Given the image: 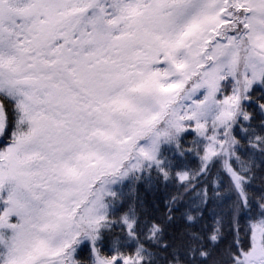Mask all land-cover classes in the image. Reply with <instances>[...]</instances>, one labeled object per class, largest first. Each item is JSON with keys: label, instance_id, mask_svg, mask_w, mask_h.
<instances>
[{"label": "snow or ice", "instance_id": "snow-or-ice-1", "mask_svg": "<svg viewBox=\"0 0 264 264\" xmlns=\"http://www.w3.org/2000/svg\"><path fill=\"white\" fill-rule=\"evenodd\" d=\"M0 264H264V0H0Z\"/></svg>", "mask_w": 264, "mask_h": 264}]
</instances>
